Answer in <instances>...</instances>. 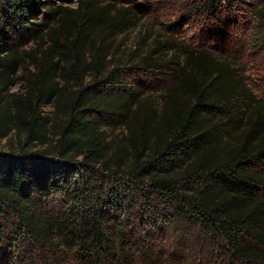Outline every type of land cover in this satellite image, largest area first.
Wrapping results in <instances>:
<instances>
[{
  "label": "trees",
  "instance_id": "trees-1",
  "mask_svg": "<svg viewBox=\"0 0 264 264\" xmlns=\"http://www.w3.org/2000/svg\"><path fill=\"white\" fill-rule=\"evenodd\" d=\"M131 9L0 0V264L27 248L51 263L160 264L161 242L177 257L187 234L222 264H264V99L229 60L185 47L153 111L127 70L156 73L163 48L110 50Z\"/></svg>",
  "mask_w": 264,
  "mask_h": 264
},
{
  "label": "rangeland",
  "instance_id": "rangeland-1",
  "mask_svg": "<svg viewBox=\"0 0 264 264\" xmlns=\"http://www.w3.org/2000/svg\"><path fill=\"white\" fill-rule=\"evenodd\" d=\"M111 1L128 4L130 8L137 1L142 7L140 13L131 9L133 21L126 32L111 40V52L121 58H133L147 53L156 44L163 48V67L156 73L146 74L131 65L127 70L125 84L140 93L153 111L161 110L163 91L173 83L175 72L184 60L181 52L185 47L205 48L229 60L236 65L242 85L256 98L264 99V39L257 43L250 41L254 31L264 35V0H214L217 12L212 16L202 12L201 5L206 0ZM12 90L17 91L18 87ZM109 133L121 134L122 130L113 126ZM187 235L177 257L166 250L170 243L161 242L160 248L166 256L160 264H222L225 261L223 253L214 250L209 242ZM10 257L19 264H77L69 256L52 263L44 261L31 248L11 251Z\"/></svg>",
  "mask_w": 264,
  "mask_h": 264
}]
</instances>
